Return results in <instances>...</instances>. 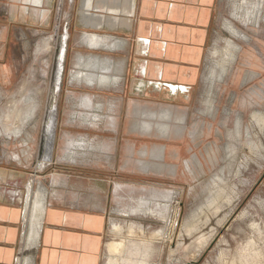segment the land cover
Segmentation results:
<instances>
[{"label":"rangeland","instance_id":"obj_1","mask_svg":"<svg viewBox=\"0 0 264 264\" xmlns=\"http://www.w3.org/2000/svg\"><path fill=\"white\" fill-rule=\"evenodd\" d=\"M65 2L62 0L59 10L49 11L44 21L34 16L33 10L24 18L21 5L13 0L0 3V192L7 187L16 189L19 199L25 195V207L31 185L33 191H45L49 202L48 187L52 175L58 173L88 187L91 197L110 196L105 244L125 238L132 222L141 223L146 232L125 241L119 252L120 264H264V124L251 120L255 110L264 112V10L258 23L256 17L254 23H247L235 14V4L242 0H218L214 41L190 104L177 101L175 106L157 99L150 105L135 104V100L145 104L150 99L138 97L130 74L114 101L101 93L93 107L90 97L76 92L72 102L68 96L66 77L75 53L81 49L69 43L65 52ZM228 22L241 29L244 37H234L225 28ZM49 35L53 41L43 39ZM227 39L241 46L239 58L227 77H219L214 83L206 105V70L210 69L214 49L218 47L223 53ZM79 56L90 58L85 64L91 60V64L99 65L101 61ZM77 64L83 68L79 60ZM64 65L65 83L61 85ZM93 70L98 71L97 67ZM117 82L114 78L111 84ZM98 84L104 83L98 79ZM109 102L116 106L114 122L110 118L107 124L102 119L100 128L88 124L69 131V120L79 117V111H92L101 104H107L109 110ZM18 109L23 111L20 119L16 118ZM168 109L176 118L162 117ZM238 121L242 124L240 132ZM165 124L173 127L168 136ZM177 125L184 128L182 132ZM14 130L17 132L12 133ZM79 132H90L87 138L95 145L103 140L99 144L102 149L93 148L90 154L82 151L81 158L73 161L68 150L84 147V141L80 144L84 136ZM100 132L104 134L99 136ZM171 134L174 138L167 139ZM146 136L153 139L146 140ZM163 143L168 145L166 152ZM126 145L131 146L129 154ZM130 197L135 215H126L130 208L124 209L120 203ZM148 207L157 214H147ZM25 215L26 209L24 219ZM24 219L16 264L28 255L34 258L37 251L34 244L29 250V242L25 244ZM114 221L125 227V233L116 234ZM188 222L191 229L187 232ZM160 229L163 235L151 236ZM106 245L102 264L108 262Z\"/></svg>","mask_w":264,"mask_h":264},{"label":"crops","instance_id":"obj_2","mask_svg":"<svg viewBox=\"0 0 264 264\" xmlns=\"http://www.w3.org/2000/svg\"><path fill=\"white\" fill-rule=\"evenodd\" d=\"M13 2L21 5L24 18L33 10V15L44 21L49 11L59 10L62 0ZM63 11L65 52L69 43L81 49L75 53L66 77L72 102L70 90L94 89L92 86L97 83L91 84L82 77L74 80L79 54L101 60L98 71L108 72L104 69L110 67V72L120 77L117 84H101L98 90L121 92L131 74L134 88L140 93L138 97L149 98L148 102L157 99L174 105L181 101L184 105L194 101L214 41L218 0H67ZM87 33L113 43L111 47L106 43L94 47L88 43ZM43 39L53 41V35ZM65 71L64 65L61 85L65 83ZM126 146L129 154L131 146ZM54 178L61 182L53 184ZM30 180L34 184V179ZM48 188L49 202L39 243L35 246L37 251L34 258L31 256L32 264H102L110 196L91 197L88 187L58 173L52 175V185ZM17 194L16 189L9 187L0 192V264L17 263L27 207V200L26 206L23 205L25 195L21 200Z\"/></svg>","mask_w":264,"mask_h":264},{"label":"bare ground","instance_id":"obj_3","mask_svg":"<svg viewBox=\"0 0 264 264\" xmlns=\"http://www.w3.org/2000/svg\"><path fill=\"white\" fill-rule=\"evenodd\" d=\"M262 10H264V0H242V3L240 2L238 4H235V14L237 15V19L239 18L241 21L247 22V23L248 22L252 23L255 17H256V21L257 20L259 21L261 19L260 14H261ZM258 21H257V23H258ZM231 23L233 24V22H228L225 25V28L231 34H233L234 37L243 38L244 35H243L241 29L236 28ZM96 35H88V33H87L86 39L88 40V43H90L94 47H98L99 45H104V43H106V45L108 47H111L113 41L108 42L107 40L99 39ZM247 39H248V37H246L244 39V41H246ZM221 51H223V53L220 54V50L218 47H216L214 49V52L212 54L213 58H212V63L210 65V69L206 70V71H208V72H206L207 73L206 75L208 78V82L206 85L207 95L205 94L206 97L204 98V99H206L205 100L206 105L209 104V100H210L211 96L213 95V94L211 95V92H212V88H214L213 87L214 83L219 81L218 80L219 77H220V79H223L225 76L227 77L228 73H230L231 67L235 63L237 56L239 54L238 52L240 51V45L233 39H227L226 40V47L224 50L221 49ZM225 58H226V60H225ZM87 59H90V58L79 59V64L82 65L83 68H81L75 72L76 76L74 77L75 78L74 80L79 81L80 77H82L81 79H86L91 84H93L94 82H97L98 79L100 80V82H103L104 84L111 83V81L114 78L119 80L120 77H118L116 74H112V73L108 74V73L102 72V71L95 72L96 69L95 70H93V69L95 67L99 68V66L95 65V64H91V60L87 64H85V61ZM90 64L92 67L90 66ZM105 68H107V67H105ZM89 70H93V71H89ZM99 76H101V77L99 78ZM94 85H97V83H95ZM212 101H213V105H215L214 100H212ZM22 112L23 111L21 109H18V111L16 112V118L20 119ZM165 114H166V110L162 112V117L164 119H167L168 117L166 118ZM174 116H175V114L171 115L170 118H176ZM79 117L85 121H87V119H88L86 115H82V114H80ZM163 118H161V119H163ZM177 119L183 120V117H179ZM90 120L91 119H89L88 121L92 122V120L91 121ZM251 120H253V122L256 124H258L259 122L264 124V112L259 111V110H255L251 115ZM93 123L96 124L95 121H93ZM237 123H238L237 129H238V132H240L242 130V124L239 121ZM164 127L166 128L164 133L168 136L170 134V131L173 129V127L169 126L168 124H165ZM176 127L178 128V130L180 132H182L184 129L181 125H177ZM159 128H160V131L162 132L163 131L162 128L161 127H159ZM11 132L13 133V132H17V131L14 130ZM241 137H242V135H241ZM82 141H84L83 145L85 148L82 145L81 146L83 148V151L86 153H90L91 151H94L93 148H101L102 149V147H100V145H99L100 142H99V144L95 145L89 139L84 138V137L81 138L80 144ZM81 154H84V153L83 152H77L73 148L68 150V157L73 161H76L78 159V157L81 158ZM43 165L44 164H41V168ZM59 182H60L59 179L54 178L53 184H58ZM28 188H29L30 193L28 194L27 207L25 208L26 209V215H25V219H24L25 223H26V230H27L26 232L27 233L24 234L25 236H23V237H24L25 244L27 242H29L28 243V247H29L31 244H34L36 246L39 243V238H40V233H41V229H42V225H43L44 215H45L46 207L48 205V196H47L46 192L43 191L42 189H38L37 191H33L35 189L32 190V188H33L32 186H29ZM130 199H131V197L127 201L126 200H120L121 206L124 207V209L130 208V211H127L126 215L134 214V212L136 213V211H135L136 209L132 207ZM117 210L119 212V209H117ZM145 211H147V214H154V215L157 214L156 210H153L152 208H149V207ZM120 222H121V220H120ZM252 225L255 226L256 223L253 222ZM112 226H113V230L116 232V234L120 235L121 233H125V231L123 232L125 227H123L118 222L114 221ZM112 226H111V228H112ZM185 226H186V231L188 232L191 229V223L188 222ZM145 233H146L145 228L143 227V225H141V223H140V225H138L137 223L132 222L127 228V236L125 238L124 237L120 238V239L114 238L113 240H111L107 243L106 248H107V252L109 254L107 264H120L119 252H120L121 247L124 245L125 241L127 239L134 238L136 234L141 236ZM163 234H164L163 229H160L158 231L153 232L151 234V236L157 238ZM144 238H146V237H144ZM155 238H152V239H155ZM29 249H31V248L29 247L28 250ZM18 262H19V264H32V259H31V256L28 255L22 261L19 260Z\"/></svg>","mask_w":264,"mask_h":264},{"label":"flooded vegetation","instance_id":"obj_4","mask_svg":"<svg viewBox=\"0 0 264 264\" xmlns=\"http://www.w3.org/2000/svg\"><path fill=\"white\" fill-rule=\"evenodd\" d=\"M239 58V55L237 56V59ZM237 59H236V62H235V64L237 63ZM235 64L233 65V67L235 66ZM77 71V70H76ZM75 71V72H76ZM108 71H110V69H108ZM99 86L101 85V84H98ZM98 85H93L92 87L94 88V89H82V88H79V87H74L73 88V91H71L70 90V92L73 94L72 96H74V95H76V92H77V94H82V95H87L86 97H90V99H91V101H92V103H94V105H93V107H95V105L97 104L96 102V100H95V98L97 97V95H99V94H101V93H103V94H106V95H110L109 96V99L110 100H112V101H114V99H115V97H114V95H115V91L113 90V89H110L109 91H102V90H98ZM101 87V86H100ZM82 90H87L86 92L85 91H82ZM140 94V93H139ZM111 101V102H112ZM136 101V103L135 104H140V105H150V103H154V102H145V104H142V103H144L143 101H142V103H139V101L138 100H135ZM111 102H109L108 103V107H109V110H107L106 108H107V104L106 105H103V104H101L97 109H94V110H92V111H85V112H81V111H79L77 114H82V115H86L87 116V121H82V120H78V119H80L79 117H78V115H75V116H73V117H71L72 119L71 120H69V126H71L69 129V131H73L72 130V127H75V126H84V127H88V124L89 125H91V126H95V127H97L99 124H100V122H101V120L102 119H105V122L108 124L109 123V120H110V118L111 119H113V121H111V122H114L115 121V115L116 114H114V111H116V106H115V108H114V106H113V104H110ZM118 103V102H117ZM118 107H119V104H118ZM111 110V111H110ZM110 112V113H107V112ZM81 112V113H80ZM173 112V110H171V109H169V110H166V114H165V116H166V118L167 119H170V117H171V113ZM75 113V112H74ZM91 113V114H90ZM201 114H202V111L200 112ZM112 114V115H111ZM108 115H109V117H108ZM98 116V117H97ZM187 118H188V113H186V121H187ZM89 119H91L92 120V122H89L88 120ZM90 120V121H91ZM93 121H95V123L96 124H94L93 123ZM167 121V120H166ZM83 122L84 123H86V124H83ZM168 123V122H167ZM170 125V124H169ZM76 128V127H75ZM97 128H100L99 126L97 127ZM75 130H78V129H75ZM186 131V130H185ZM91 132V131H90ZM90 132H79V136L80 135H82V136H84L85 138H87V135H88V137L90 136ZM98 133V132H97ZM101 134H104L103 132H100L99 133V136H102ZM185 134V133H184ZM132 135H130V137H131ZM173 136V134H171V136L169 137V138H167V139H173L174 137H172ZM91 137V136H90ZM89 137V138H90ZM134 138H136V137H134ZM159 138V137H158ZM88 139V138H87ZM130 139H132V140H135V139H133V138H130ZM146 140H148V139H153L152 137H150V136H146V138H145ZM90 140V139H89ZM103 141V140H102ZM102 141H98V142H102ZM164 144V143H163ZM133 145V144H132ZM164 146H165V148H164V151L166 152L167 151V149H168V145L167 144H164ZM76 150V149H75ZM77 151V150H76ZM83 151V149H82V147L80 148V149H78V151L77 152H82ZM91 152H93V151H91ZM149 152V149L147 150V153ZM146 152H145V154H147ZM90 154V153H89ZM30 192L28 191V194H29ZM28 199V195H27V198H26V200Z\"/></svg>","mask_w":264,"mask_h":264}]
</instances>
